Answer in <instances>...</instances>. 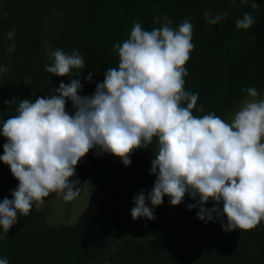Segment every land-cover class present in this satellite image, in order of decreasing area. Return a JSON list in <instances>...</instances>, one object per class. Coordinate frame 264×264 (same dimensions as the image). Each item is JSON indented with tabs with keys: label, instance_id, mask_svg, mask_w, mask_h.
Segmentation results:
<instances>
[{
	"label": "trees",
	"instance_id": "1",
	"mask_svg": "<svg viewBox=\"0 0 264 264\" xmlns=\"http://www.w3.org/2000/svg\"><path fill=\"white\" fill-rule=\"evenodd\" d=\"M256 2L253 10L242 0H0V128L15 114L16 105L9 109L6 101L35 102L61 82L70 83L44 71L54 50L83 56L80 75L91 72L93 79H81L80 94L91 95L107 68L118 65L113 45L129 38L135 22L151 30L159 27L154 17L165 15L174 28L185 19L193 24L195 47L186 64L185 90L198 94L197 107L203 106V112L193 114L215 113L227 121L247 98L244 89L264 92V0ZM207 11L227 12V18L210 25ZM245 12L256 23L238 30L235 19ZM66 110L74 111L70 101ZM4 143L0 135V155ZM156 148L154 140L135 151L127 167L110 154L90 151L73 179L80 181L79 188L88 184L104 193L95 210L81 213L73 224L48 226V211L33 207L7 234L0 228V258L9 264H264V222L249 231L225 232L226 217L200 221L198 208L188 209L196 201L187 195L175 207L165 196L153 220L132 219L133 198L154 185L150 169ZM17 186L10 168L0 162V202L11 199ZM213 206L212 201L205 205Z\"/></svg>",
	"mask_w": 264,
	"mask_h": 264
},
{
	"label": "clouds",
	"instance_id": "2",
	"mask_svg": "<svg viewBox=\"0 0 264 264\" xmlns=\"http://www.w3.org/2000/svg\"><path fill=\"white\" fill-rule=\"evenodd\" d=\"M242 3L258 9L256 0ZM204 15L210 25L227 18L224 11ZM153 23L159 27L145 30L135 22L129 38L113 45L118 65L107 68L91 95L80 94L81 79H93L91 72L80 75L83 56L56 49L44 71L68 77L70 83L61 82L35 102H5L9 109L16 107L15 114L2 121L0 135L6 143L0 162L10 168L18 186L11 190V199L0 202L4 234L50 194H62L65 201L79 196L80 181L73 178L90 151L110 154L127 167L130 156L154 140L150 175L156 179L151 191L141 189L133 198L134 221L155 219L154 209L165 196L175 207L187 195L196 201L188 209L198 208L200 221L226 217L227 223H221L225 232L249 231L264 222V99H256V88L244 89L248 98L231 122L215 113L194 115V110L203 112V106L197 107L198 94L185 90L186 64L195 47L193 24L185 19L174 28L166 15L155 16ZM255 23L248 12L235 19L238 30ZM14 36V29L7 34L9 40ZM14 49L12 44L8 51ZM69 101L72 113L66 110ZM209 201L211 208L205 207ZM0 264L9 261L0 258Z\"/></svg>",
	"mask_w": 264,
	"mask_h": 264
},
{
	"label": "rangeland",
	"instance_id": "3",
	"mask_svg": "<svg viewBox=\"0 0 264 264\" xmlns=\"http://www.w3.org/2000/svg\"><path fill=\"white\" fill-rule=\"evenodd\" d=\"M256 99H264V92L259 93ZM241 105L242 103L239 105L236 112L239 110ZM234 115L235 113L233 115H229L227 122H231ZM103 199L104 193L101 190H95L88 184H84L80 188L79 196L72 201H65L62 194L58 195L55 193L45 198L43 205L40 207L37 208L35 205H33V207L35 209L48 211V215L45 219L46 225H68L73 224L81 213L94 211L96 206Z\"/></svg>",
	"mask_w": 264,
	"mask_h": 264
}]
</instances>
